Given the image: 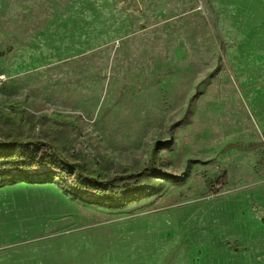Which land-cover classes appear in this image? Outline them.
Wrapping results in <instances>:
<instances>
[{
	"label": "rangeland",
	"instance_id": "1",
	"mask_svg": "<svg viewBox=\"0 0 264 264\" xmlns=\"http://www.w3.org/2000/svg\"><path fill=\"white\" fill-rule=\"evenodd\" d=\"M95 1L0 0V140L108 181L0 145V264H264V0Z\"/></svg>",
	"mask_w": 264,
	"mask_h": 264
},
{
	"label": "trees",
	"instance_id": "2",
	"mask_svg": "<svg viewBox=\"0 0 264 264\" xmlns=\"http://www.w3.org/2000/svg\"><path fill=\"white\" fill-rule=\"evenodd\" d=\"M8 107L11 108V112H5V114L8 115V117L10 119L15 120L17 117L16 112L18 111V108L20 107L19 105H17L14 102L8 103L7 104ZM52 117L54 119H57L58 121L61 122H69L73 119H71L68 116H64L62 114L59 113H54L52 115ZM160 142L157 141L155 142L156 144H159ZM23 145L25 147V154L26 155H30V158H34L36 159L37 156H39V154H42L43 157L41 159V162L46 164V165H55L58 166L60 169H64L65 166H76V173L79 176V180H81L80 182H84L86 181L88 184H92L94 186H100L103 185L102 190L104 191L106 189V183L108 182L105 178V172L103 171V168L101 166H97L96 169H94L93 171L89 172V173H85L84 169L82 167V165L80 164H72L69 163L66 159L65 156L63 154V151L60 147L55 146L52 142L50 141H40V140H32V139H27V140H20L16 137H13L11 139L8 140H0V145L4 146V147H12L14 145ZM154 150V149H153ZM24 154V155H25ZM156 153L153 151L150 153L149 155V160H150V166L149 168L151 170L155 169V164H156ZM29 158V156H26V160ZM22 164H25L26 161L21 162ZM50 173V172H48ZM145 174L144 170H141L139 172L136 173H130L129 175L126 176H118L115 179H128V178H137V177H141ZM56 178H62V176L60 174H55ZM93 200V199H92Z\"/></svg>",
	"mask_w": 264,
	"mask_h": 264
},
{
	"label": "crops",
	"instance_id": "3",
	"mask_svg": "<svg viewBox=\"0 0 264 264\" xmlns=\"http://www.w3.org/2000/svg\"><path fill=\"white\" fill-rule=\"evenodd\" d=\"M116 3L122 4L121 1L120 2H116V1H108V2H92L90 4L92 5H82V7H79L78 5H76L77 3H73V2H56L55 4L57 5L56 8L58 9H74V8H91V9H99V8H116Z\"/></svg>",
	"mask_w": 264,
	"mask_h": 264
},
{
	"label": "built area",
	"instance_id": "4",
	"mask_svg": "<svg viewBox=\"0 0 264 264\" xmlns=\"http://www.w3.org/2000/svg\"><path fill=\"white\" fill-rule=\"evenodd\" d=\"M0 79H2V77H0Z\"/></svg>",
	"mask_w": 264,
	"mask_h": 264
},
{
	"label": "bare ground",
	"instance_id": "5",
	"mask_svg": "<svg viewBox=\"0 0 264 264\" xmlns=\"http://www.w3.org/2000/svg\"><path fill=\"white\" fill-rule=\"evenodd\" d=\"M264 48V47H263Z\"/></svg>",
	"mask_w": 264,
	"mask_h": 264
}]
</instances>
